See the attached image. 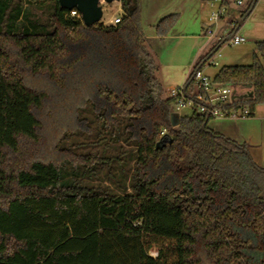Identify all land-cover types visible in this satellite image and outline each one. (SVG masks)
Masks as SVG:
<instances>
[{"label":"trees","instance_id":"1","mask_svg":"<svg viewBox=\"0 0 264 264\" xmlns=\"http://www.w3.org/2000/svg\"><path fill=\"white\" fill-rule=\"evenodd\" d=\"M47 1L0 0V264H264V168L208 115L172 125L140 0H121L118 24L91 26L54 0L53 30L41 32L26 11ZM214 82L241 89L226 109L253 116L264 41ZM44 117L77 123L52 142L55 157Z\"/></svg>","mask_w":264,"mask_h":264},{"label":"rangeland","instance_id":"2","mask_svg":"<svg viewBox=\"0 0 264 264\" xmlns=\"http://www.w3.org/2000/svg\"><path fill=\"white\" fill-rule=\"evenodd\" d=\"M174 0H156L160 7L157 11L162 9L161 5L165 7ZM192 0H187L182 3L181 7L178 9V20L173 31H170V34L164 37L163 39L157 38L154 36L152 27L148 24L149 20L153 22L155 17V9H151L150 4L148 3L147 9L148 17L144 19V29L146 32L147 39H145V48L153 57L156 66V76L162 85L165 93L171 87H178L184 84L186 79L190 76V73L193 70L194 65L196 64V58H201L205 54L209 53L213 46L217 43L216 39L213 38L208 40L204 36L201 23L203 26L212 25L209 22V17L212 12L216 11L219 2L218 0H196V2H191ZM252 0H247L246 3L241 7L242 11H245L249 6ZM119 2H113L107 4L101 2L103 7V17L101 23L108 25L111 19L123 16V9H119ZM153 3V2H152ZM55 9L54 0H48L43 4H32L27 9V16L29 20L38 24V31L51 32L53 30L50 16L53 14ZM151 10V11H150ZM231 8L230 14L228 15V21L238 20L235 17H239L241 14L238 11V14L233 13ZM240 18V17H239ZM225 29L229 30L231 27L229 24L223 25ZM214 27V26H213ZM240 35L246 38V42L240 45H228L223 44L219 53L221 54L218 57L217 52L214 55L215 60L218 62L217 65H210L206 68V73L214 78L218 73L220 68L223 66L231 65H249L253 61V54L256 51V42L264 40V0L260 1V4L247 19L241 25L239 32ZM262 38V39H260ZM199 55V57H196ZM241 91V89H238ZM51 109V105L48 103V110ZM190 108L183 109L180 111V114L189 115ZM176 112H173V114ZM216 118H211L208 122L213 123ZM44 117L46 121L45 129V154H50L49 156H57L53 149L54 140L59 136L58 133L62 134L61 131L66 130L69 127H75L77 125L76 121L72 120H62L58 118L55 120ZM60 120L63 122H60ZM51 149V153L48 152Z\"/></svg>","mask_w":264,"mask_h":264},{"label":"built area","instance_id":"3","mask_svg":"<svg viewBox=\"0 0 264 264\" xmlns=\"http://www.w3.org/2000/svg\"><path fill=\"white\" fill-rule=\"evenodd\" d=\"M246 1L247 0H218L219 6L217 10L212 12L209 17V22H211L212 25L207 29V36L209 38L215 37L218 45L221 46L223 44L240 45L245 43L246 38L237 31L239 20L228 21L227 18L233 6L236 8L242 7ZM226 2L228 4H226ZM69 12L71 17L80 18L82 20L81 14L77 9H73ZM239 17H237V19H239ZM121 18L122 17L111 19L109 24H118ZM221 22L229 24L231 28L229 30L225 29L219 25ZM219 49L209 58L206 62L207 65L218 64L214 55L217 52L218 57L221 56L218 52ZM190 79L192 82L191 86H187L185 81L183 85L172 87L167 90L166 96L173 100L175 112H180L185 108H191L211 118H239L250 116L248 107L237 110L226 109L227 106L235 102L236 97L240 94L238 88L231 85L226 86L215 83L214 78L206 74L203 68L192 70Z\"/></svg>","mask_w":264,"mask_h":264},{"label":"crops","instance_id":"4","mask_svg":"<svg viewBox=\"0 0 264 264\" xmlns=\"http://www.w3.org/2000/svg\"><path fill=\"white\" fill-rule=\"evenodd\" d=\"M155 1L156 0H140V2H141V24H142L145 39H147V36H146L145 29H144V19H145V17L147 19H149V17H148L149 14L147 12V9H149V7H151V9H155V7H157L159 5ZM185 1H187V0H174L170 4L166 5L165 7H163L161 5L162 9L160 11H157V9L160 7V5L155 9L156 11H155L154 16H153L155 18L153 19V22H151V20H149V23H148L152 27V30L154 32V36H156L157 38L163 39L164 37H166L167 35L170 34V32H169L167 35H165L163 37L157 35L156 30H155V26L165 16H168L171 14H177L179 16L178 9H179V7H181L182 3H184ZM260 1L261 0H258V2L256 3L255 7L253 8L251 14L254 13V11L256 10L258 5L260 4ZM191 2L195 3L196 0H192ZM148 3L150 4L149 7L147 6ZM118 4H120L119 9L121 10L122 9L121 2H119ZM232 9L234 10L233 11L234 14L235 13L237 14L238 11L241 13V11H242L241 7L236 8L233 6ZM235 18L237 19V17H235ZM238 20H240V18ZM231 21H233V20H231ZM175 25H176V23H175ZM175 25H174V27H175ZM201 25H202L203 32L205 33L204 36L208 40L215 38V37L209 38L207 36V29L209 26H211L210 24L207 25V27L203 26L204 25L203 23H201ZM219 25L224 27L223 25H226V23L221 22ZM241 25H240V27H241ZM174 27L172 28L171 31H173ZM240 27L237 29L238 32H239ZM260 39H262V38H260ZM217 44H218V42L214 46H216ZM214 46H213V48H214ZM207 54H205V55H207ZM195 55H196V57H199V55L198 56H197V54H195ZM200 59L196 58L195 63H197ZM209 66L210 65H207L205 63V65L202 67L203 70L205 71V73H206V68ZM165 95H166V93H165ZM185 109H188V108H185ZM189 110L191 111L190 114L194 111V109H191V108ZM176 113H177L179 119L182 116H186V115L180 114V112H176ZM212 122H213L212 124L209 123V125H208L209 128H211L215 132L220 133V134L226 136L227 138H230V139H232V140H234L240 144H246L248 147L250 156L253 159V161L259 167L264 168V105H259L256 108L253 116L239 117V118H232V117L216 118Z\"/></svg>","mask_w":264,"mask_h":264},{"label":"water","instance_id":"5","mask_svg":"<svg viewBox=\"0 0 264 264\" xmlns=\"http://www.w3.org/2000/svg\"><path fill=\"white\" fill-rule=\"evenodd\" d=\"M101 2L111 4L113 2H121V0H59L63 8L69 11L77 9L86 26H91L101 21L104 13ZM171 122L174 127L178 125L179 117L177 113L171 115Z\"/></svg>","mask_w":264,"mask_h":264}]
</instances>
